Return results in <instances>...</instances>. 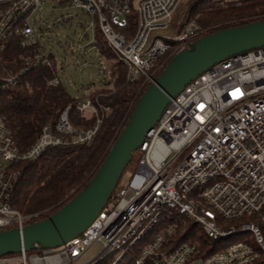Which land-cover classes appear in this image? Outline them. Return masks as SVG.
<instances>
[{"label": "built area", "instance_id": "built-area-1", "mask_svg": "<svg viewBox=\"0 0 264 264\" xmlns=\"http://www.w3.org/2000/svg\"><path fill=\"white\" fill-rule=\"evenodd\" d=\"M183 1L0 0V92L18 87L30 91L33 72L57 63L49 41L41 40L38 23L49 3L94 15L106 49L125 68L126 82L149 85L175 54L214 28L189 19L167 33ZM85 30H91L88 45L101 59L94 47V24ZM13 46L20 53L9 66L1 56ZM61 49L67 53L69 44ZM62 59L47 86L65 85ZM112 65L97 68L109 85L115 81ZM76 99L74 109L82 118L94 117L93 126L74 128L67 106L54 125L40 129L25 152L14 145L0 113V231L21 229L47 212L22 215L11 208L18 176L12 165L35 160L51 147L89 145L95 137L109 108L89 92ZM136 151L128 179L118 183L112 199L79 236L40 254L1 257L0 264H79L94 243L101 250L85 264L108 256L110 264H264V47L217 63L186 85ZM165 212L176 222L153 234ZM184 222L199 227L205 240L219 243L216 250L208 253L213 246L204 247L197 239L181 241L184 230L175 238L178 223ZM235 235L242 239L229 240ZM146 237L148 243L135 250Z\"/></svg>", "mask_w": 264, "mask_h": 264}, {"label": "trees", "instance_id": "trees-1", "mask_svg": "<svg viewBox=\"0 0 264 264\" xmlns=\"http://www.w3.org/2000/svg\"><path fill=\"white\" fill-rule=\"evenodd\" d=\"M236 3H226L222 6L219 0H192L185 4L186 10L184 16L180 17V25L193 19L201 27H214L210 31L214 32L246 24L250 21H243V19L247 18H256L251 21L264 20V0H239L238 4ZM176 21L178 20L174 16L173 24ZM132 30H134V25L130 28L129 35ZM94 47L101 58L114 59V56L106 49L97 27L94 31ZM19 53L20 50L13 46L12 50L6 51L1 56L2 61L10 66ZM111 70L115 81L110 88L96 90L91 96V98L96 97L98 103L108 107L109 111L104 114L96 135L89 145L69 143L51 147L35 160L20 162L10 167L18 173L10 195L11 208L22 215L47 210L43 217L33 222L53 214L84 187L106 157L119 132L126 125L138 97L148 86L147 84L142 85L140 80L126 82L125 68L119 62L113 63ZM33 73V84L30 91L18 87L14 90L0 92V113L4 117L5 126L14 145L20 152L28 150L43 126L54 125L67 106L71 107L68 118L74 128L87 130L94 124V117H80L74 109L77 99L71 98L62 85L54 87L46 85V81L56 74L54 62L50 69L40 68ZM133 163L136 161L132 156L123 174L131 166L133 167ZM113 196L114 192L109 201ZM167 215L168 213L165 212L161 217L152 231L153 234L176 222L174 218H169ZM232 222L235 221H229V223ZM180 230H184L180 237L181 241L197 239L204 247L213 246L208 253L214 252L216 250L214 246L219 244L205 240L195 231V226H190L187 222L178 223L175 238ZM228 242L229 240H225V245ZM147 243L146 237L137 244L135 250L138 251ZM27 254H40V252L33 251ZM111 260L112 257L108 256L95 264H110Z\"/></svg>", "mask_w": 264, "mask_h": 264}, {"label": "water", "instance_id": "water-1", "mask_svg": "<svg viewBox=\"0 0 264 264\" xmlns=\"http://www.w3.org/2000/svg\"><path fill=\"white\" fill-rule=\"evenodd\" d=\"M264 47V20L208 33L175 54L138 97L126 125L84 187L50 216L0 231V258L55 249L79 236L112 196L119 180L170 99L213 65Z\"/></svg>", "mask_w": 264, "mask_h": 264}, {"label": "rangeland", "instance_id": "rangeland-1", "mask_svg": "<svg viewBox=\"0 0 264 264\" xmlns=\"http://www.w3.org/2000/svg\"><path fill=\"white\" fill-rule=\"evenodd\" d=\"M192 0H184L176 9L174 16L178 21L173 24V27L167 30V33L176 31V24L179 22L180 17L184 16L186 10V3ZM239 0H219V3L224 6L226 3L238 4ZM41 24V40L42 42L49 41V51L56 57V69L62 66L60 60L64 57L66 59V83L63 84L67 93L71 98H79L83 96L84 92H89L91 96L95 94L96 90L103 88H110L106 81H101L97 74V68L100 63L108 66L115 63V60H106L104 58H97L93 49L88 45L92 38L91 30H85L91 23L94 24V31L96 25L94 15L88 14L80 9L73 8L72 6L57 5L49 3L43 6L42 14L38 17V23ZM86 31V32H85ZM83 32L85 34L82 36ZM64 43L69 44V51L64 53L61 47ZM81 46L77 50V46ZM90 48V49H89ZM63 60V59H62ZM138 152L133 153V160L136 161ZM136 163H133L126 172L123 174L120 183L128 179L133 171ZM229 223V222H228ZM234 224V222L229 223ZM195 231L202 236L199 227ZM242 239V236H231L229 240L237 241ZM101 250L100 243L91 245L86 253L81 257L79 264H85L92 260ZM124 263V262H123Z\"/></svg>", "mask_w": 264, "mask_h": 264}]
</instances>
